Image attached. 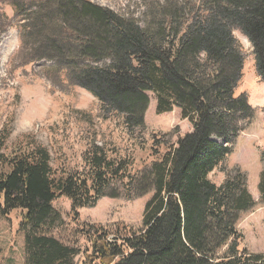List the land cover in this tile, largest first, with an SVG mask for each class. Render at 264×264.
Segmentation results:
<instances>
[{"label": "trees", "instance_id": "obj_1", "mask_svg": "<svg viewBox=\"0 0 264 264\" xmlns=\"http://www.w3.org/2000/svg\"><path fill=\"white\" fill-rule=\"evenodd\" d=\"M144 5L140 25L89 0H0V36L8 6L22 21L18 56L25 64L53 62L44 72L53 87L88 91L131 137L145 128L149 93L157 115L178 109L192 126L138 170L90 141L68 172L53 170L40 145L5 155L4 129L0 216L18 212L23 264H76L81 254L85 264H264L262 254L239 248L238 221L255 205L245 174L236 168L220 185L209 179L253 120L248 97L237 93L244 56L234 32L250 41L264 83V0ZM258 191L264 204V169ZM147 195L137 230L78 220L79 209L102 198ZM59 198L70 202L74 226L53 207ZM79 238L89 247L81 250Z\"/></svg>", "mask_w": 264, "mask_h": 264}, {"label": "rangeland", "instance_id": "obj_2", "mask_svg": "<svg viewBox=\"0 0 264 264\" xmlns=\"http://www.w3.org/2000/svg\"><path fill=\"white\" fill-rule=\"evenodd\" d=\"M89 1L118 15H132L143 25L144 4L154 0ZM3 10L7 25L0 36V134L4 129L8 131L2 150L5 155L25 150L30 144L40 145L48 151L53 170L68 172L81 165L86 144L94 141L109 152L132 159L133 170H138L156 160L178 138L191 132L190 122L181 119L178 109L157 115L156 102L150 93L145 128L131 137L127 135L121 118L103 115L98 100L88 91L77 87L62 90L53 87L44 73L53 62L24 63L18 56L21 41L18 28L22 21L14 18L10 7ZM234 36L244 56L237 93H245L248 97L254 110L253 120L239 134L221 168L210 173L209 179L220 185L236 168L245 174L255 205L238 221L237 229L242 234L239 248L264 256V204L258 191L264 169L261 160V155L264 158V83L258 76L250 41L237 31ZM150 196L133 200L124 196L102 198L92 208L79 209L78 220L80 223L123 225L137 230ZM53 207L67 224H74L68 200L59 198L53 202ZM78 244L81 250L89 247L84 238H79ZM75 263L85 264L82 254ZM0 264H23V235L19 230L18 212L7 218L0 216Z\"/></svg>", "mask_w": 264, "mask_h": 264}]
</instances>
